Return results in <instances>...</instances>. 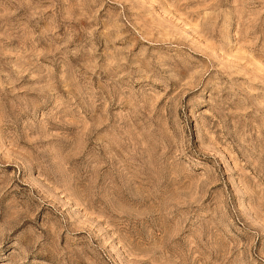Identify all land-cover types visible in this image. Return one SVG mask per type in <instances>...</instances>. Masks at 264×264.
I'll use <instances>...</instances> for the list:
<instances>
[{
	"label": "rangeland",
	"instance_id": "rangeland-1",
	"mask_svg": "<svg viewBox=\"0 0 264 264\" xmlns=\"http://www.w3.org/2000/svg\"><path fill=\"white\" fill-rule=\"evenodd\" d=\"M0 264H264V0H0Z\"/></svg>",
	"mask_w": 264,
	"mask_h": 264
}]
</instances>
